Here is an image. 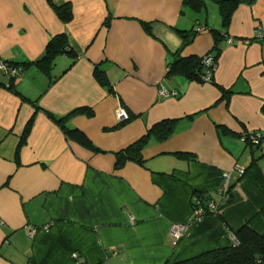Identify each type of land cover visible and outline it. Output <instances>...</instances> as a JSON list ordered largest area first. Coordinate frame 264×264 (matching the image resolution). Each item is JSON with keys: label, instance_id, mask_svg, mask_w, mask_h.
I'll return each mask as SVG.
<instances>
[{"label": "crops", "instance_id": "obj_1", "mask_svg": "<svg viewBox=\"0 0 264 264\" xmlns=\"http://www.w3.org/2000/svg\"><path fill=\"white\" fill-rule=\"evenodd\" d=\"M52 1L69 5V21L47 0H0V63L20 72L13 90L0 73V264H176L227 248L225 231L264 236V145L245 143L264 135V0L240 3L226 29L213 0L199 13L183 0ZM211 29L226 35L211 80L168 73L177 53L209 55ZM177 31L195 34L183 46ZM57 35L74 63L59 55L48 75L38 63ZM165 120L173 133L147 140L142 165L116 168V153ZM197 194L218 213L192 220ZM173 225L188 226L176 245Z\"/></svg>", "mask_w": 264, "mask_h": 264}, {"label": "trees", "instance_id": "obj_2", "mask_svg": "<svg viewBox=\"0 0 264 264\" xmlns=\"http://www.w3.org/2000/svg\"><path fill=\"white\" fill-rule=\"evenodd\" d=\"M217 7L218 12L221 17V26L223 29H226L229 26L231 15L234 10L240 3H250L251 0H213ZM47 3L54 9L58 18L62 22H67L71 18V9L69 5H62L57 7L53 4L52 0H47ZM184 6L189 8L191 11L195 13H199L204 9V0H183ZM143 29L145 32H150V25L143 24ZM213 33V37L215 40V44L209 53V57H211L212 61L209 66H205L204 57H190V58H180L178 53L174 56L173 61L168 66V73L181 74L186 78L194 81H203L204 77L208 76L207 80H211V73L214 71V67L216 66V57L218 55V45L223 38H226V35L219 30L211 29ZM178 35L184 40L183 46L187 45L190 40L194 37V32H183L177 31ZM62 54H68L73 58L74 63V54L69 51L66 37L64 35H57L53 37L46 45L45 53L41 61L38 63V66L50 75L51 67L53 66L54 60L57 56ZM5 64V63H4ZM9 66H13L11 64H6ZM16 68L15 66H13ZM17 69V68H16ZM19 72V70H18ZM20 75V72H19ZM4 76V75H3ZM5 77V76H4ZM18 77V76H17ZM16 77V78H17ZM94 77L97 83L100 86L108 87L111 90L110 85L106 79L105 74L100 69L99 66H95L94 69ZM16 78H7L8 86L7 88L10 90L14 89L13 82ZM228 93L223 95V98H227ZM262 111H264V106H262ZM84 110H75L72 111L71 114L82 113ZM89 115V112H86ZM67 117L58 119L56 121L62 122ZM176 120H165L160 123L155 124L151 129L147 131V134L139 139L136 143L132 144L128 148L123 151L116 153V168H121L127 161H133L139 165L143 164L140 153L146 144L149 138H154L158 141L166 140L174 131ZM65 129L66 137L76 142L78 145L91 147L89 139L79 130H69ZM221 133H227L225 129H220ZM245 143L251 149L256 148L259 149L264 145V135L251 131L245 135ZM245 173V171H244ZM231 189L228 187L227 190L223 193L218 192V195L221 197L223 195H227L229 200V194ZM222 200V199H221ZM210 203H214L217 208L215 211H211L209 209ZM222 203H218L215 200L204 196L202 194H197V200L193 204L192 211L193 213L196 210L202 211V219H205L208 216L215 215L218 213L219 208ZM194 214L192 215V220H195ZM229 236L230 233L225 231ZM234 235L237 245H229L227 248L207 252L203 255H200L196 258L176 263V264H264V236L258 235L253 230H251L248 226H242Z\"/></svg>", "mask_w": 264, "mask_h": 264}, {"label": "built area", "instance_id": "obj_3", "mask_svg": "<svg viewBox=\"0 0 264 264\" xmlns=\"http://www.w3.org/2000/svg\"><path fill=\"white\" fill-rule=\"evenodd\" d=\"M203 28H199L197 31H202ZM258 38H261L262 35L258 34L257 36ZM211 57L207 56L204 58V64L205 66H209L211 64ZM0 73L2 75H4L6 78H16L17 76H19V72L16 68H14L13 66H9L6 65L4 63H0ZM208 76L204 78V80H207ZM8 84L5 86L7 88ZM158 97H168V96H175L174 92L171 91H167L166 89L159 87L157 89L156 92ZM124 119V114H120V120ZM239 174L243 175L244 171L243 170H239ZM228 188V175H225L222 179V185L219 189L220 193H223L227 190ZM228 198V196L223 195L221 196L222 201H226ZM216 206L214 205V203H210L209 205V209L211 211H215L217 208H215ZM195 216V220H202V211L201 210H196L194 213ZM188 226L187 225H173L170 229V236L172 238V243L173 245H176L181 238L183 237V235L187 232ZM229 241H230V245H237V241L235 239V237L233 235H229Z\"/></svg>", "mask_w": 264, "mask_h": 264}, {"label": "rangeland", "instance_id": "obj_4", "mask_svg": "<svg viewBox=\"0 0 264 264\" xmlns=\"http://www.w3.org/2000/svg\"><path fill=\"white\" fill-rule=\"evenodd\" d=\"M208 2H210V1H208ZM214 6H216V5H214Z\"/></svg>", "mask_w": 264, "mask_h": 264}]
</instances>
